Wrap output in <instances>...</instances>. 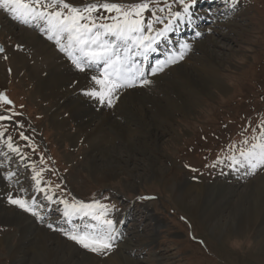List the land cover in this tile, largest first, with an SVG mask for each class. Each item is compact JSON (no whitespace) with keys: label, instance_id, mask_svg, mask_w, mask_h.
<instances>
[{"label":"rangeland","instance_id":"rangeland-1","mask_svg":"<svg viewBox=\"0 0 264 264\" xmlns=\"http://www.w3.org/2000/svg\"><path fill=\"white\" fill-rule=\"evenodd\" d=\"M68 2L83 7L89 0ZM167 2L172 11L182 10L173 0ZM197 3L192 5L194 13L206 11L210 21L203 25L201 19L200 26L195 22L191 26L204 28L203 33L195 35L191 30L171 37L177 51L179 43L190 45L184 59L150 76L151 84L138 86L140 96L148 99L144 103L133 100L135 107L123 109L118 98L108 106L109 120L122 130L105 127V143L96 149L63 104L78 100L84 107L88 105L89 116L98 119L105 116L98 110L99 101L72 91L70 85L64 88L67 97L59 102L36 91L27 60L31 47L13 37L11 31L18 29L10 24L6 29L0 22V93L12 101L11 105L0 101V115L13 117L0 121V131L7 130L0 136V211L20 214L33 226L28 230L11 217L3 219L0 264H41L37 243L43 234L47 245L64 246L62 264H264V212L243 231L224 233L240 194H253L246 199H264V166L250 173L247 167H230L226 159L233 154L229 145L235 143L239 149L244 138L251 143L253 129L258 134L264 119V0ZM158 14L167 16V10ZM145 17L151 18V12ZM12 54L24 57L22 62L15 64ZM178 69L185 70L193 81L199 79L204 91L198 92L200 88L193 82L184 84L183 76L174 72ZM210 79L223 83L224 91L216 89ZM155 103L164 114L157 113ZM53 118L64 121L65 127L55 128ZM20 132L29 139H21ZM8 136L19 152L7 148ZM217 157L224 162H217ZM35 172H41L40 187L45 192L37 190ZM185 183L228 191L225 200L229 203L220 217L222 228L214 229L215 222L193 210L192 195H181ZM9 194L30 203L35 198L39 216L9 203ZM46 195L53 196V201L46 200ZM56 200H99L109 205V218L115 228L120 225L112 251L99 255L70 240L65 232L77 226L84 229L94 221L86 216L67 221L63 205Z\"/></svg>","mask_w":264,"mask_h":264},{"label":"snow or ice","instance_id":"snow-or-ice-1","mask_svg":"<svg viewBox=\"0 0 264 264\" xmlns=\"http://www.w3.org/2000/svg\"><path fill=\"white\" fill-rule=\"evenodd\" d=\"M173 2L178 3L182 10L172 11V4L167 0H136L130 4L115 3L112 0H89L83 7L74 6L68 0H0V9L11 13L13 18L24 24H41L40 31L45 32L49 40H55L60 51L66 52L80 71L99 67V75L91 77L99 87L85 90L84 94L96 98L102 104L112 106L119 98L120 90L133 88L137 83L139 86L151 84L149 76H155L167 66L183 60L186 52L190 50L189 44L182 43L180 50L170 54L166 60L149 65L150 71H146L144 66L134 59L142 57L147 61L150 53L157 50L162 40L168 39V34L175 31L179 23L191 24V8L197 0ZM232 2L236 3V0ZM166 10L167 16L158 14L165 13ZM149 11L151 18L146 19L145 13ZM101 12L108 15L100 14ZM157 24L163 26L157 28ZM2 51L0 48V52ZM0 101L4 105L12 104L3 93H0ZM7 111L12 110L9 108ZM12 119V116L0 115V121ZM258 129V134L257 129H253L251 143L249 138H244L239 149L235 143L229 145L233 152L226 157L230 167H247L251 173L264 166V119L259 122ZM6 132V129L0 131V136L6 135ZM19 135L25 141L29 139L23 132ZM6 146L13 153L19 152L11 136L7 137ZM23 158L21 156V159ZM217 162L224 161L217 157ZM41 172H35L33 180L37 190L45 192L46 189L40 187ZM11 175L9 173V176ZM45 199L53 201L54 198L46 195ZM8 200L23 211L39 216L35 198L30 203L24 198H14L9 194ZM55 202L63 205V215L66 218L82 215L91 217L94 221L84 229L77 226L72 231L65 232L70 240L99 255L106 256L112 251L117 232L113 219L109 218V205L102 204L99 200L90 203H69L67 200Z\"/></svg>","mask_w":264,"mask_h":264},{"label":"bare ground","instance_id":"bare-ground-1","mask_svg":"<svg viewBox=\"0 0 264 264\" xmlns=\"http://www.w3.org/2000/svg\"><path fill=\"white\" fill-rule=\"evenodd\" d=\"M192 9L193 8H191L192 22H195V24H198L201 19L205 20V21H206V19H208V17L206 16V11H199V12L194 13V11ZM0 22L2 24H4L3 26L6 27V29H8L9 24H10V26L12 25L16 29H18V32H16V33L14 31H11L10 29L9 30L13 34V37L15 36V38H17V40L20 41V43L28 45L29 48L31 47L32 50L30 49L31 52L29 53V59H27V60L31 64L30 73L32 74V76L35 80L34 83L36 84V91L40 92L41 94H43L44 96H46L48 98L50 97V99L52 98L53 100H58V102H59V101H62V99H65V97H67L65 95V93L67 92V90L64 89L65 86L70 85V89H72V91L78 92L80 94L81 93L84 94L85 90H88L92 87H97V88L99 87V86L95 85L94 81L91 80V77L93 75H99V70L97 69L98 67L94 68L97 71L92 69V70H87L85 72H82L79 69H77L75 67V65L73 64L72 59L68 56V54L66 52L60 51V49L57 47V45L55 43V40H49L47 38V34L45 32L40 31L41 24H38V23L24 24L20 20L13 18L11 13H6L2 9H0ZM195 24H192V26H191V24H189L187 22L179 23L176 26L175 31L168 34V39L162 40V41H164V43L167 42V45L172 44L171 41L175 38L172 39L171 37H176L177 35L180 34V32H187L188 33L189 30L191 31V28H193ZM193 30L196 33L202 34L205 29L201 28V30H200V28L194 27ZM181 44L182 43H179V46ZM161 45H163V44H161ZM162 47L163 48L161 50L157 49V51L159 50V52L163 55V57L160 59V61L166 60L170 54L177 52V48L172 47V45L169 49L164 48V45ZM155 52L150 53L149 58ZM13 54H14V52H13ZM12 55H11V57H12V60L15 62V64H19L20 61L22 62V60L24 58V57L23 58L21 57L22 59L19 58L20 54L19 55H13V56ZM149 58L147 61H144L142 57H137L134 59H136L137 61H140L141 64L146 69V71H150V68L148 66L153 65L156 60L152 64V61ZM24 63H25V61H24ZM184 71L185 70H183V69H178L174 72H176V75H178V76H183V83L184 84H189V83L193 82V84H196L199 86L200 89H198V92H200V91L203 92L204 88L202 87L203 84L200 82V80L197 79L196 81H193V78L190 77L189 74H186V72H184ZM211 78H212V76H211ZM210 82L212 83V85L216 89H219L220 91H222V90L224 91L225 86L219 80L215 81L214 79H212V80L210 79ZM139 89L140 88H138V87H133L131 89L130 88H124V89L120 90L118 101L120 99H121V102L123 101L122 102V103H124L123 109L130 108L131 106L135 107V105H134L135 103H132L133 100H135V101L137 100V101L143 102V103H144V99L148 100L147 98L143 97V95H142V97L140 96L139 91H141V90H139ZM86 97L89 99L92 98V97H89L87 95H86ZM68 99H69V96H68ZM94 99H96V98H94ZM93 102H94V100H93ZM96 102H98V100ZM63 105L71 113H73L74 117L76 118V120L78 122V125L81 127L82 130L85 131V134L87 135L86 139L94 144V146H95L94 149L100 148L102 145H104L103 143H105V140L107 138L105 127H108V128L110 127L112 129V131L122 130L121 125H119L114 120H112V122L109 120V118H110V117H108L109 113H107L105 111L108 108V105L106 103L102 104L99 102V106L101 108L98 110H102L103 113H105V116L100 117L98 119H94L93 117L89 116L88 113L90 111L88 109H86V107L88 105L86 107H84L83 103L78 101V100L73 101V99H71V101H69V102L67 101V103L63 104ZM154 105H155V109H157L158 108L157 103H155ZM109 111H110V109H109ZM156 111L159 114H164L163 111L161 110V107H160V109L158 108ZM54 118L52 119V123L54 124L53 126L55 128L58 129L61 127H65L64 121H58V119H54ZM147 124H149V123H147ZM122 134L123 133L120 132V135H122ZM1 150H2V148H1ZM5 152H7V151H5ZM94 163L95 164L93 165V168L95 169L97 163H96V161H94ZM97 167H98V165H97ZM184 185H185V187L182 188L181 195H183L184 197L192 195V200H193L192 201V208H193V210L197 211V212H201L203 217H205L208 222L209 221L215 222L214 223V229L220 228V227L222 228L224 226V224H222L220 222V217L222 214V210L225 209L229 203V202H226V200H225V196L227 195L228 191H226L225 189H219L218 187H216L214 185L212 187H207V186L202 185V184L191 185L190 183H188V184L185 183ZM247 194L246 193L242 194V195L240 194L238 196L237 202H235L232 205V207H231L232 211L229 213L228 220L225 223L228 226L226 227V230L224 231V233L229 232L231 234L232 233L236 234V233H239L240 231H243L244 230L243 228L248 224V222H250L252 219L253 220L258 219L261 216L260 214L262 212H264V199L260 198V197L258 198L256 196H254L250 199H246V197H248V196H253V194H251V193L248 195ZM245 201L248 202L249 205L244 206L243 203ZM7 216L11 217V219L14 220V222L22 225L23 227L27 228L28 230L33 228L30 220L27 218L22 220V216L20 214H13V213L12 214H6V213H2V211H0V220H2V221H0V223H4L3 219H5ZM217 216H218V220L215 221V218ZM228 228H230V229H228ZM115 229L117 232V228H115ZM117 233H119V232H117ZM45 236L46 235L43 234L41 236V237H43L42 240H40L37 243L38 248H39L38 260L40 261L41 264H53L54 261H58L59 263L62 264V247H64V246L62 244H61L62 247L59 245H57L56 247H53L52 245H47V239ZM66 261H67V259H66ZM88 262H89V264L92 263L91 261H88ZM79 264H81V263H79ZM119 264H121V263H119Z\"/></svg>","mask_w":264,"mask_h":264},{"label":"water","instance_id":"water-1","mask_svg":"<svg viewBox=\"0 0 264 264\" xmlns=\"http://www.w3.org/2000/svg\"><path fill=\"white\" fill-rule=\"evenodd\" d=\"M1 48V47H0Z\"/></svg>","mask_w":264,"mask_h":264}]
</instances>
